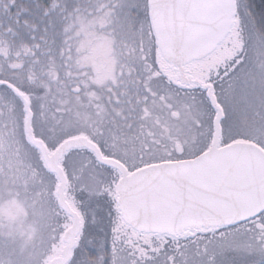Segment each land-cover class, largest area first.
<instances>
[{"label": "snow or ice", "instance_id": "6c2138e0", "mask_svg": "<svg viewBox=\"0 0 264 264\" xmlns=\"http://www.w3.org/2000/svg\"><path fill=\"white\" fill-rule=\"evenodd\" d=\"M0 264H264V0H0Z\"/></svg>", "mask_w": 264, "mask_h": 264}]
</instances>
